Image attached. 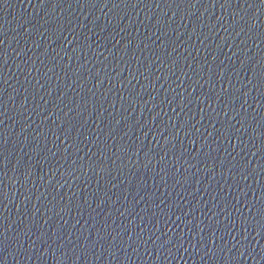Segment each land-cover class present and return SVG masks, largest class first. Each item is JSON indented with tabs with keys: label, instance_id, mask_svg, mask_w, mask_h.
<instances>
[{
	"label": "water",
	"instance_id": "water-1",
	"mask_svg": "<svg viewBox=\"0 0 264 264\" xmlns=\"http://www.w3.org/2000/svg\"><path fill=\"white\" fill-rule=\"evenodd\" d=\"M0 264H264V0H0Z\"/></svg>",
	"mask_w": 264,
	"mask_h": 264
}]
</instances>
